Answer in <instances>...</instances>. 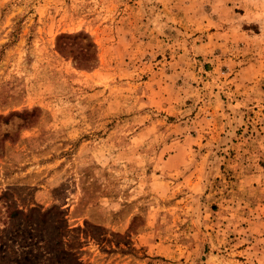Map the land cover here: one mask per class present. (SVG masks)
Masks as SVG:
<instances>
[{
	"label": "rangeland",
	"instance_id": "1",
	"mask_svg": "<svg viewBox=\"0 0 264 264\" xmlns=\"http://www.w3.org/2000/svg\"><path fill=\"white\" fill-rule=\"evenodd\" d=\"M0 264H264V0H0Z\"/></svg>",
	"mask_w": 264,
	"mask_h": 264
}]
</instances>
